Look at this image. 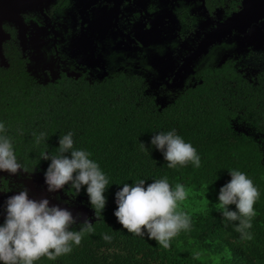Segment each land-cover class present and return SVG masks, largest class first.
Masks as SVG:
<instances>
[{"label":"trees","instance_id":"trees-1","mask_svg":"<svg viewBox=\"0 0 264 264\" xmlns=\"http://www.w3.org/2000/svg\"><path fill=\"white\" fill-rule=\"evenodd\" d=\"M17 63L0 67V121L19 162L44 171L41 166L47 168L50 160L42 154L56 155L59 137L72 131L75 147L91 152L110 180L105 208L92 216L93 231H85L70 254L55 261L41 257L37 264H264V160L255 139L232 128L242 105L247 111L238 121L259 127L264 86L249 89L256 97L248 95L242 102L235 75L228 83L216 71L202 76L194 88L170 94L160 105L140 76L120 74L87 86L70 81L45 86ZM250 110L255 120L245 118ZM172 129L197 149L200 168L189 163L169 169L162 153L150 144L156 132ZM40 133L44 139L37 142ZM141 143L149 152L142 150ZM231 169L246 173L260 191L252 227L243 229L252 239L234 227L238 222L224 221L219 213L217 196L231 179ZM165 175L171 185L181 183L188 190L179 209L191 217V229L181 231L167 249L147 236L128 233L113 215L115 193L123 183L146 179L147 186ZM66 192L77 195L69 184ZM77 196L88 201L84 188ZM228 207L235 210V205ZM81 227L77 223L72 230ZM104 234L111 235L110 242L102 239Z\"/></svg>","mask_w":264,"mask_h":264},{"label":"flooded vegetation","instance_id":"flooded-vegetation-1","mask_svg":"<svg viewBox=\"0 0 264 264\" xmlns=\"http://www.w3.org/2000/svg\"><path fill=\"white\" fill-rule=\"evenodd\" d=\"M245 8L246 0H43L21 10V25L2 23L7 64L0 67L18 62L45 86L68 81L87 86L136 75L147 91H164L165 102L221 71L228 83L231 74L237 76L233 82H239L243 102L256 97L251 89L264 86V10L237 17ZM246 111L242 105L232 128L238 122L252 129L235 131L254 138L264 157V117L259 127L238 121ZM245 118L255 120L251 110ZM0 190V224L4 202L21 190L29 199H44L7 171H0ZM66 198L60 190L46 199L51 207Z\"/></svg>","mask_w":264,"mask_h":264},{"label":"clouds","instance_id":"clouds-1","mask_svg":"<svg viewBox=\"0 0 264 264\" xmlns=\"http://www.w3.org/2000/svg\"><path fill=\"white\" fill-rule=\"evenodd\" d=\"M6 133V125L0 121V171L11 174H16L18 170L30 172L32 169L19 162L12 139ZM73 136L72 131L60 136L57 154L49 155L46 151L42 154L41 158L50 160L48 167L41 166L44 171L36 170L44 175L49 192L63 191L67 195L65 202L78 207L77 219L63 206L55 203L56 206L50 207L48 199H29L26 190L9 197L4 202L6 215L0 224V264H37L41 257L55 261L61 255L70 254L73 246H79L85 231H93V223L90 222L96 212L102 214L105 208L104 193L110 180L91 158V152L75 147ZM42 139L44 133H40L37 142ZM150 144L162 153L169 169L184 167L189 163L194 168L201 167L197 149L175 129L156 132ZM141 148L149 152L143 143ZM228 173L231 179L219 189L217 196L219 213L224 221L238 222L234 227L241 231L244 238L252 239V234L244 233L243 229L252 227V220L257 215L254 205L260 198V191L253 180L239 169L228 170ZM145 181L138 179L132 184H122V188L115 193L116 209L113 215L128 233L147 236L167 249L181 231L191 229V217L179 209L180 202L188 198V190L181 183L171 185L166 175L153 178L147 186ZM66 184L77 195L84 188L88 201L83 196L82 200L77 195L68 194ZM229 205H235V210H231ZM80 207L89 210L84 220L80 219ZM77 223H82L83 227L73 231L72 227ZM102 239L110 242L112 237L104 234Z\"/></svg>","mask_w":264,"mask_h":264},{"label":"water","instance_id":"water-1","mask_svg":"<svg viewBox=\"0 0 264 264\" xmlns=\"http://www.w3.org/2000/svg\"><path fill=\"white\" fill-rule=\"evenodd\" d=\"M43 0H0V65L7 64L4 55L2 54V41L8 37L7 34L4 33L2 28V23L4 21H11L14 23H19L21 25V17L20 12L24 8H30L34 6L37 2H41ZM50 1V0H45ZM264 10V1L263 0H246V8L242 10L237 17H248L252 15L256 11H263ZM235 16V18H236ZM41 174V173H40ZM57 206H63L65 209L69 210L73 217H75L76 210L78 207L69 206L67 203H56ZM82 210V216L80 217L81 220L87 218V212L89 211L88 208L80 207ZM76 218V217H75ZM77 219V218H76Z\"/></svg>","mask_w":264,"mask_h":264},{"label":"rangeland","instance_id":"rangeland-1","mask_svg":"<svg viewBox=\"0 0 264 264\" xmlns=\"http://www.w3.org/2000/svg\"><path fill=\"white\" fill-rule=\"evenodd\" d=\"M164 91H158V92H152L154 94H157V102L160 104H164L165 102V93H163ZM235 130L238 131H242L245 133L248 132H252L253 130L248 128L246 125L242 124V123H236L235 124ZM40 170V169H38ZM16 177L17 179H19L20 183L23 184V186L25 185V181L26 183H28L31 187H33L34 189H36L37 191H39L38 194V198L44 194L42 197L44 199L48 198L49 194L55 193V192H49L47 190V185L45 184V179H44V175L40 174L36 169H32L30 172H24L23 170H19L16 173Z\"/></svg>","mask_w":264,"mask_h":264}]
</instances>
